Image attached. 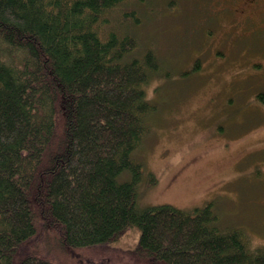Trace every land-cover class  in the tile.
<instances>
[{"label":"trees","instance_id":"trees-1","mask_svg":"<svg viewBox=\"0 0 264 264\" xmlns=\"http://www.w3.org/2000/svg\"><path fill=\"white\" fill-rule=\"evenodd\" d=\"M124 2L0 0V264H58L53 247L105 245L134 225L138 242L116 251L130 264H264L212 202L138 206L160 67L112 29Z\"/></svg>","mask_w":264,"mask_h":264},{"label":"rangeland","instance_id":"rangeland-1","mask_svg":"<svg viewBox=\"0 0 264 264\" xmlns=\"http://www.w3.org/2000/svg\"><path fill=\"white\" fill-rule=\"evenodd\" d=\"M108 15L112 29L124 24L137 38L133 56L153 51L160 67L146 87L157 109L135 152L138 206L212 202L222 229L264 246V0H125ZM126 231L105 245L53 247L54 258L130 264L117 248L141 232Z\"/></svg>","mask_w":264,"mask_h":264}]
</instances>
